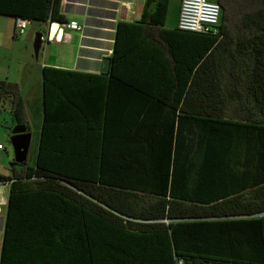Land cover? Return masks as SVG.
<instances>
[{
	"label": "trees",
	"instance_id": "16d2710c",
	"mask_svg": "<svg viewBox=\"0 0 264 264\" xmlns=\"http://www.w3.org/2000/svg\"><path fill=\"white\" fill-rule=\"evenodd\" d=\"M212 1L221 37L176 28L208 46L189 61L167 58L168 73L154 50L119 41V28L136 24L117 23L108 70L81 74L95 79L86 97L96 99L70 105L79 119L58 96L68 72L42 68L34 163L0 176L12 179L0 264H264V219L255 215L264 174L256 200L223 182L227 161L256 156L264 173V0H249L247 11L243 0ZM58 4L0 0V15L63 22ZM0 111L10 126L26 122L13 81L0 79Z\"/></svg>",
	"mask_w": 264,
	"mask_h": 264
},
{
	"label": "crops",
	"instance_id": "0c3cea01",
	"mask_svg": "<svg viewBox=\"0 0 264 264\" xmlns=\"http://www.w3.org/2000/svg\"><path fill=\"white\" fill-rule=\"evenodd\" d=\"M168 2L169 0H166V2L165 0H59L57 10L63 18V22L74 20L81 28L80 30L68 29L63 27L62 22H60L51 39L46 41L45 36L50 21L30 20L40 24L39 28H34L33 31H35L34 34L41 32L44 38L36 58L32 54L34 35L32 37L31 32H23L15 39L9 36L10 41L14 43L13 47L16 44L19 48L21 47V50L19 49L17 55H13L15 57L13 65L11 64V58H9L6 66L7 70L0 74V79L13 81L18 85L23 100L26 121L23 124L27 127L30 135L28 149L31 145L33 146V152L35 149L30 160L31 164L25 159V164L22 166H32L37 151L43 113V67H52L68 72L62 74L67 79L65 93L64 95L58 94V96L60 100H64L67 104V110L72 113L74 120H76L79 119L80 115L70 105L73 103L80 104V101L83 102L86 98L91 97H86V95L92 93V89H88V85L93 86L95 84H89L95 82L94 78L84 77L81 74L96 75L105 73L101 71L102 59L107 57L109 65V57L116 38L117 23L136 24L135 27L121 26L118 32L119 41L125 43L128 41L133 45L131 48L134 50L141 48L146 53L154 50L153 52L157 53L160 60L165 62L166 66L164 67L167 73V65L171 61L168 60V62L167 58L171 59V56H173L180 62L181 58H188L192 52L195 56L198 52L203 51L204 46H208L201 37L175 31L177 28V15L172 26L166 24ZM176 2L178 9L179 0H176ZM13 19L11 17L12 28L10 32L12 36L16 34L13 28ZM186 66L185 64H177V71L184 72ZM195 67L196 65L193 68ZM169 68H172V64ZM104 93L102 92L99 96L102 103L105 99ZM84 94L85 96H83ZM65 97L69 102L64 99ZM93 99L96 98L93 97ZM228 102L234 103L236 100L232 101L229 98ZM113 103L115 104L116 101L113 100ZM98 109L101 113V108ZM94 111L98 112V110ZM33 113L38 114L39 119L38 131L34 136L28 123V119ZM229 118L238 120L239 112L229 114ZM243 154L242 152L239 157L243 158ZM258 159V157L252 156V162L246 165L234 161H227L224 165L223 182L232 186L233 190L238 189V193H243L249 200L254 197H252L253 189L255 185H258V181H261L264 174L258 165ZM22 168L21 166L11 167L9 175L0 173V176L11 177L13 173L22 171ZM8 189L9 185L0 184V243L4 227ZM256 199L257 197H254V200Z\"/></svg>",
	"mask_w": 264,
	"mask_h": 264
},
{
	"label": "rangeland",
	"instance_id": "374dc122",
	"mask_svg": "<svg viewBox=\"0 0 264 264\" xmlns=\"http://www.w3.org/2000/svg\"><path fill=\"white\" fill-rule=\"evenodd\" d=\"M212 1V0H211ZM249 0H243V9L244 11L248 10V4ZM178 16V9H177V2L176 0H169L166 10V24L172 26L175 16ZM238 17L237 11L235 10V7L232 6L231 12H230V24L236 22ZM11 17L9 16H2L0 15V74L6 72L7 70V63L9 58H11V64L13 65L15 62V57L13 55H17L19 52V49L21 50V47L19 48L16 44L13 47L14 43H12L9 39V36L12 38H17L20 34H11ZM39 23L35 21H29L26 28L23 32H31L32 37L34 35L33 29L39 28ZM232 27V25H231ZM11 56V57H10ZM5 68V70H3ZM38 114H31L28 123L29 128L33 134L38 131ZM11 125L9 114L7 111H0V145L3 146L0 149V173L9 175L11 172V161L13 160V152H12V146L9 140V126ZM11 127V126H10ZM35 152V149H34ZM33 146L31 145L28 149L26 160L30 162L32 155H33ZM31 164V162H30Z\"/></svg>",
	"mask_w": 264,
	"mask_h": 264
},
{
	"label": "built area",
	"instance_id": "2783aa9c",
	"mask_svg": "<svg viewBox=\"0 0 264 264\" xmlns=\"http://www.w3.org/2000/svg\"><path fill=\"white\" fill-rule=\"evenodd\" d=\"M219 6L211 0H179L176 27L183 31L208 33L221 37L219 29ZM29 20L19 16L13 19V28L16 34L23 33ZM61 25L68 29L80 30L81 26L74 20L62 22ZM43 38V37H42ZM2 146L0 145V149ZM10 178H1L0 184L9 185ZM264 219V208L255 214ZM177 264H182L181 260Z\"/></svg>",
	"mask_w": 264,
	"mask_h": 264
},
{
	"label": "water",
	"instance_id": "95a60500",
	"mask_svg": "<svg viewBox=\"0 0 264 264\" xmlns=\"http://www.w3.org/2000/svg\"><path fill=\"white\" fill-rule=\"evenodd\" d=\"M60 22L50 21L48 24L47 33L45 40L51 39L54 31L57 29ZM42 34L41 32H36L32 40V54L36 58L37 53L40 49L42 43ZM108 66V58L104 57L102 59L101 71L106 72ZM29 132L27 127L23 123H13L9 130V140L12 146L13 152V162L14 166L19 167L20 165L25 164L26 153L29 144Z\"/></svg>",
	"mask_w": 264,
	"mask_h": 264
}]
</instances>
